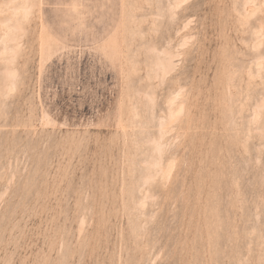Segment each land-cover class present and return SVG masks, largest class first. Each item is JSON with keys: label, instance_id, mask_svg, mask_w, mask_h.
I'll use <instances>...</instances> for the list:
<instances>
[{"label": "rangeland", "instance_id": "obj_1", "mask_svg": "<svg viewBox=\"0 0 264 264\" xmlns=\"http://www.w3.org/2000/svg\"><path fill=\"white\" fill-rule=\"evenodd\" d=\"M0 264H264V0H0Z\"/></svg>", "mask_w": 264, "mask_h": 264}, {"label": "bare ground", "instance_id": "obj_2", "mask_svg": "<svg viewBox=\"0 0 264 264\" xmlns=\"http://www.w3.org/2000/svg\"><path fill=\"white\" fill-rule=\"evenodd\" d=\"M27 6V5H26ZM27 9H29V8H27ZM26 15H27V13H25ZM9 20V19H8ZM14 21V20H13ZM10 23V22H9ZM42 38V37H41ZM59 46V45H58ZM44 47V46H43ZM45 49V48H44ZM48 49V48H47ZM43 53V52H42ZM47 58V57H46ZM12 73V72H11ZM11 73H10V75H11ZM15 74V73H14ZM7 75H9V74H7ZM15 77V76H14Z\"/></svg>", "mask_w": 264, "mask_h": 264}]
</instances>
